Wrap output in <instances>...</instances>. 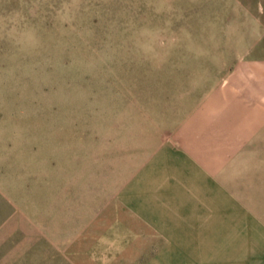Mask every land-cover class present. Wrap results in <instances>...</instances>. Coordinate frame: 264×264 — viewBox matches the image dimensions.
Masks as SVG:
<instances>
[{
    "label": "rangeland",
    "instance_id": "rangeland-1",
    "mask_svg": "<svg viewBox=\"0 0 264 264\" xmlns=\"http://www.w3.org/2000/svg\"><path fill=\"white\" fill-rule=\"evenodd\" d=\"M184 247L264 264V0H0V264Z\"/></svg>",
    "mask_w": 264,
    "mask_h": 264
},
{
    "label": "crops",
    "instance_id": "crops-1",
    "mask_svg": "<svg viewBox=\"0 0 264 264\" xmlns=\"http://www.w3.org/2000/svg\"><path fill=\"white\" fill-rule=\"evenodd\" d=\"M195 240L193 242L194 244L197 243ZM189 243L191 244V242ZM189 248H173L171 251L161 252V264H229V261H224L223 258L221 261L219 259L215 261V258L212 257V252L208 258V255L198 253L196 248L195 250H190Z\"/></svg>",
    "mask_w": 264,
    "mask_h": 264
}]
</instances>
